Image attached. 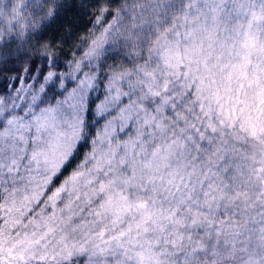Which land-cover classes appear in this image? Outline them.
Instances as JSON below:
<instances>
[{"label": "rangeland", "instance_id": "374dc122", "mask_svg": "<svg viewBox=\"0 0 264 264\" xmlns=\"http://www.w3.org/2000/svg\"><path fill=\"white\" fill-rule=\"evenodd\" d=\"M59 44L0 93V264H264V0H0Z\"/></svg>", "mask_w": 264, "mask_h": 264}, {"label": "trees", "instance_id": "16d2710c", "mask_svg": "<svg viewBox=\"0 0 264 264\" xmlns=\"http://www.w3.org/2000/svg\"><path fill=\"white\" fill-rule=\"evenodd\" d=\"M97 8L89 7L87 13L86 23L90 25L97 16ZM84 20L82 18L80 21ZM72 24H67L66 28L71 29ZM79 24L77 27L79 28ZM69 49L66 44L54 45L53 47L46 49L44 47H32V48H7L4 51L0 50V93L4 91L9 84L16 86L19 78L22 75L26 76V79L40 80L43 75L50 68V60H62L69 57ZM51 90H53L51 88ZM47 97V94H46ZM86 148L84 142H80L72 155L68 158L65 164L61 167L59 172L52 181L53 184H57L60 180H64L82 161ZM55 186V185H54ZM56 187V186H55Z\"/></svg>", "mask_w": 264, "mask_h": 264}]
</instances>
